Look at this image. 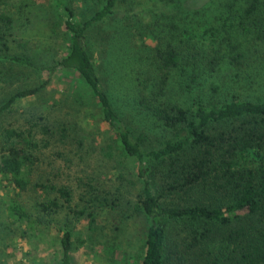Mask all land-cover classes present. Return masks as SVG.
<instances>
[{
  "label": "trees",
  "instance_id": "1",
  "mask_svg": "<svg viewBox=\"0 0 264 264\" xmlns=\"http://www.w3.org/2000/svg\"><path fill=\"white\" fill-rule=\"evenodd\" d=\"M53 1L58 13L50 31L58 50L40 60L39 48L8 54L15 0H0V60L41 77L0 104L1 121L15 103L40 99L20 126L0 133L5 213L22 248L17 263L74 264L66 230L50 260L34 253L44 243L38 239L42 217L29 215L19 201L21 192L45 188L33 181L45 151L61 166L91 175L77 178L85 190L78 197L98 205L71 209V185L61 181L49 186L54 198L40 201L38 210L64 206L76 218L85 214L88 226L101 207L116 206L92 184L91 159L97 152L118 166L129 163L138 184L131 206L141 229L138 264H264V98L229 94L232 80L217 73L224 59L236 71L251 57H264L256 47L264 44V0L224 1L217 18L223 29L202 24L212 36L204 51L189 42L191 18L183 19L190 15L180 0H148L151 23L130 22L121 10L125 0H81L79 11ZM198 70H207L209 79H176L187 74L194 83ZM54 80L64 85L58 116L50 113L56 114L57 101L42 96ZM80 121L90 123L88 130ZM94 137L98 146L86 143Z\"/></svg>",
  "mask_w": 264,
  "mask_h": 264
},
{
  "label": "rangeland",
  "instance_id": "2",
  "mask_svg": "<svg viewBox=\"0 0 264 264\" xmlns=\"http://www.w3.org/2000/svg\"><path fill=\"white\" fill-rule=\"evenodd\" d=\"M83 1L88 2V0ZM224 1L226 0H180L182 8L189 11L188 14L190 15L188 18L184 17L183 19L188 21L191 18V21H188V25L192 37L193 35L194 37L189 42H194L195 47L201 51L208 49L212 45L210 42L212 36L208 33L205 34V29L202 27L204 20H207L215 28L219 27L218 32L223 29L220 26L222 24L221 21L217 18L221 17L224 12ZM62 2L69 6L71 5L76 11H79L80 6L83 4L81 0H62ZM238 5L235 4L236 7ZM56 6L53 0H15V5L10 9L13 11L15 21L9 37L8 54L29 55L33 53L35 48H39L35 55H39L38 58L40 60H46L49 54L56 53L58 50L56 44L58 36L50 31L52 21L58 13ZM173 7L175 9L176 5H173ZM179 8L183 10L181 6ZM168 9L165 7L163 10L169 11ZM121 10L132 23H135V19L151 23L153 22L152 16L155 14V10L150 7L148 0H125ZM79 14L82 15V12ZM177 17H183V13L177 15ZM56 29H58V26ZM162 35L166 34L162 32ZM256 47L258 52H261L264 49V44L257 43ZM217 73L219 75H228V80H232L229 94H235L242 98L247 97L252 100L264 98V57H259V59L251 57L248 62L243 63L240 69L236 71L227 68L226 60L224 59ZM178 75L176 74V79L182 77L181 83L185 82V84H197L199 81L209 79L207 70H198L194 83L190 82L187 74L182 76L181 73H178ZM40 80V76L28 73L25 69L13 64V62L0 60V104L15 91L34 86ZM63 87L64 85L59 80H54L42 92V96L48 102L57 101L56 114L50 112L54 116L60 115L62 110L60 104L64 98ZM39 104L40 99L32 96L30 99L22 100L12 105L1 116L0 133H2L4 127L20 126L21 122L34 109V106ZM80 124L86 130L90 126L89 122L80 121ZM86 143L98 146L99 138L94 137L93 141H86ZM95 158H92L90 163L91 168H93L92 173L94 172L93 177H95L92 184L96 185L98 195L101 198L106 197L108 204H113L114 202L116 206L113 208L101 207L102 214H97L95 221L91 226H88L85 214L76 218L71 210L64 206L47 214H43L38 210L40 201L54 198L55 193L50 190L49 186L57 185L61 181L71 185L69 201L71 209L73 206L75 209L84 208L89 211L91 204L95 205L98 203L96 201L84 202L88 195L86 197L84 195L82 199L78 197L79 193L81 195L85 194V190H83V186L79 181L77 184V178L85 181L91 176L90 174L86 171H71L67 167L61 166L59 159H55L44 151L42 162L33 171V181L39 182L45 188L42 190L35 188L34 191L32 189L26 190L19 195V201L29 215L42 217L38 230V239L43 240L44 243L38 242L34 253L41 258L50 260L57 254L59 238L63 231L66 230L70 234L69 253L74 264H138L141 255V229L139 219L131 210L138 184L129 173V163L118 166L116 161H113V159L106 160L97 152ZM3 182L0 176V264H18L17 261L22 248L20 249L18 243H16V225L11 222V219L5 213L3 201L5 189L1 186ZM103 188L106 193L101 191ZM117 190H119L118 193ZM97 199L99 200L98 197ZM57 202L64 204L60 200H57ZM26 245L24 241L23 248Z\"/></svg>",
  "mask_w": 264,
  "mask_h": 264
}]
</instances>
